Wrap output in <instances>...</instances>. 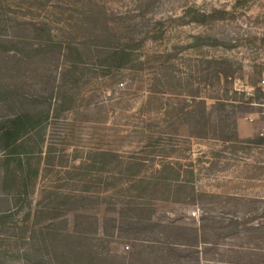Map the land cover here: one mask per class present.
Instances as JSON below:
<instances>
[{
    "label": "rangeland",
    "instance_id": "rangeland-1",
    "mask_svg": "<svg viewBox=\"0 0 264 264\" xmlns=\"http://www.w3.org/2000/svg\"><path fill=\"white\" fill-rule=\"evenodd\" d=\"M234 3L0 0V124L41 116L0 147V264H74L55 255L58 232L96 224L107 264H237L249 242L217 228L264 201V0ZM190 6L205 23L174 19ZM128 38L143 40L134 62L103 67ZM176 44L189 47L167 60Z\"/></svg>",
    "mask_w": 264,
    "mask_h": 264
},
{
    "label": "trees",
    "instance_id": "trees-1",
    "mask_svg": "<svg viewBox=\"0 0 264 264\" xmlns=\"http://www.w3.org/2000/svg\"><path fill=\"white\" fill-rule=\"evenodd\" d=\"M254 0H235L234 6L241 5L247 2H252ZM235 8V7H234ZM216 11V10H215ZM222 12L227 13L226 9H223ZM210 13L203 12L197 9L196 7H188L185 9V12L181 16H177L174 19L181 23H205L207 16ZM160 24V21H158ZM162 24V23H161ZM198 42L190 45L192 47H200L203 43V37L195 36L194 37ZM154 39H157L156 36ZM143 40L137 38H128V40H124L122 42H117L116 45L110 46L106 49L108 51L107 59L110 60V64L107 66H103L108 68V70H120L127 68L132 62H134V53L140 47H142ZM189 44H176L174 45V50L168 52L167 60L175 58L179 51L189 47ZM222 74V72H220ZM226 75V74H225ZM252 87H255L252 85ZM260 91V88L257 89ZM236 92V91H235ZM246 94V92H243ZM41 124V116L31 112H20L15 116L11 117V119L6 120L5 122L0 124V147L3 150H11V153L17 147L18 141L29 132L35 131L37 127ZM79 168H82L80 166ZM172 168V167H170ZM169 168V169H170ZM78 169V168H77ZM166 167L163 166L161 170H157V174L165 172ZM177 178L175 179V183L179 188H186L189 184L185 178H180V171L176 172ZM64 197L68 199V202L72 197L67 194L62 193ZM247 202L245 212L240 214L226 213L223 214L222 218V226L218 227V238L219 237H238L241 240H246L249 242L247 246L242 245L238 246L241 252L236 254L239 255V259L235 261L237 264H264V201L263 199H247L244 200ZM261 203L263 205H256L257 203ZM89 223V222H88ZM152 227L153 231L156 228H175L182 229L187 231L192 239H196L199 237L200 229L198 227L193 226H181L179 224H174V222H158L149 225ZM148 228V226H147ZM146 227L142 229H147ZM99 229V225L96 224L95 230L88 231H69L66 229L61 230L58 234L62 237L61 240V249L56 252L55 255L61 257L66 260V262L70 260H74V264H107L106 257L97 253L95 250L91 248V237L94 233H97ZM154 241L143 240V244H147L146 248H152L149 244L153 245ZM251 243V244H250ZM167 248L163 249L166 259L171 261L170 255L175 253V246L173 242H168ZM183 245H189V243H182ZM144 246V245H143ZM152 250V249H151ZM143 253L146 250L141 249ZM138 249H135L131 256L136 254ZM159 252V251H158ZM149 251H147V255ZM161 257V256H160ZM68 264V263H66ZM119 264H133L131 262L126 261V256L120 260ZM146 264H150L149 260ZM171 264V263H169Z\"/></svg>",
    "mask_w": 264,
    "mask_h": 264
}]
</instances>
